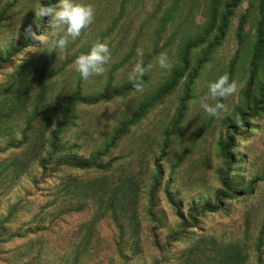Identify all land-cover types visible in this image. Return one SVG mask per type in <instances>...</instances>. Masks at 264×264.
Here are the masks:
<instances>
[{
  "label": "trees",
  "instance_id": "trees-1",
  "mask_svg": "<svg viewBox=\"0 0 264 264\" xmlns=\"http://www.w3.org/2000/svg\"><path fill=\"white\" fill-rule=\"evenodd\" d=\"M252 1L258 10V18L252 35L250 57L243 72L245 84L237 108L239 115L232 122L234 126L230 125L233 130L241 120L255 122L264 113V0ZM240 2L204 0V8L200 10L195 0H169V4L157 16V25L150 38L151 48H157L163 37L171 48L172 67L165 81L156 88V93L153 92L149 99L142 101L129 119L127 110L123 118H113L118 124L114 136L108 145L103 143L91 156L80 155L78 146L62 140V136L82 118L78 110L80 105L126 99L135 93L132 82L125 77L128 72L126 65L131 61L129 56L134 49L123 55L120 63L106 66V76L100 81V91L85 93L83 89L88 90V87L79 79L75 91L61 98L56 106L54 100L63 93L56 92L57 82L53 78L56 73H48L47 65L44 64L39 72V66L36 65L38 60L24 59L9 74L0 85V139L17 134L20 139L0 149V153L12 149L7 156L0 158V264H103L104 259L97 257L101 244L95 238L94 231L96 224L106 215L112 216L118 231L119 248L109 258L110 264H134V260L143 252L144 234L150 231L155 239L150 244L161 251L153 264H166V248L171 249L178 241L186 240V233L193 228L202 229L199 222L208 213L223 210L225 202L232 198H243L247 202L245 206L249 205L250 198L255 197L256 179L240 184L238 178L222 171L220 186L213 199L193 204L187 211L182 210L175 193L170 190V182L163 184L162 180L164 173L160 164L168 148L167 139L161 146V157L155 161L156 167L148 191L143 188L140 171L132 159L124 161L121 157H109V151L116 146V141L141 119L144 111L166 97L182 81L185 83V98L190 96L195 83L205 73L212 55L225 39ZM182 3L186 4L187 10L179 14ZM124 6L120 2L112 10V15ZM7 9L5 7L0 11V24L11 20L5 15ZM198 15L204 19L202 24L195 23ZM48 19L37 20L36 17V28L46 26ZM110 22L116 25L117 17H112ZM245 22V18L240 19L236 28L239 44L244 42ZM33 31L37 32L36 29ZM30 39L29 35L24 36L20 41L11 43L6 51H0V64L15 59L31 45ZM238 63L237 55L229 61L227 75L230 81L235 77ZM58 67L60 72L63 67ZM120 70V78L115 80ZM142 79L145 83L149 77L145 74ZM230 142L231 135H228L226 146ZM63 170L66 173L59 178ZM32 172L35 175L32 177L31 189L20 195L16 202L7 203L6 197L24 180L27 181V175ZM95 172V175L89 176ZM49 176L59 178V182L41 202H35L33 199L37 196L38 186ZM162 185L167 202L178 212L177 230L168 236L165 247L160 244L156 224V195ZM87 198L94 202L95 207L89 221L83 223V236L75 243L68 242L61 251L64 240L56 237V226L64 215L69 216L75 202L81 201L76 210H83L86 203L82 201ZM257 236L251 255L250 246H245L242 239L225 242L213 234L202 233L180 250L177 260L179 264H264L262 253H259V248L264 245L263 230Z\"/></svg>",
  "mask_w": 264,
  "mask_h": 264
},
{
  "label": "rangeland",
  "instance_id": "rangeland-1",
  "mask_svg": "<svg viewBox=\"0 0 264 264\" xmlns=\"http://www.w3.org/2000/svg\"><path fill=\"white\" fill-rule=\"evenodd\" d=\"M14 1L17 2L14 3ZM82 2L90 3L94 7V21L79 38L69 44L60 58L56 52L48 53L40 49L43 44L38 40H46L51 31L49 19L46 26L36 28V16L32 17L35 14L33 7L40 3L55 5L57 0H0V11L8 7L5 15L11 19L7 23L0 24V51H6L11 43L18 42L27 36L29 27L32 32L36 29L37 32L32 35L38 39L29 36L32 42L30 46L23 49L12 61L0 64V85L6 81L5 79L12 71L22 64L24 59L38 60L36 65L39 66V72L45 64L48 73H56L53 77L57 82L56 92L63 93L54 100L56 106L61 98L75 91L79 79L88 87V90L83 89L85 93L94 94L97 90H101L100 81L105 78V74L97 78L82 80L73 69L76 57L87 52L93 43L101 41L108 44L111 53L108 65L112 66L120 63L123 55L128 54V51L133 48L129 56L131 61H128L126 65L128 67L126 78L134 64L141 60L145 65L149 63L154 65L153 69L146 73L149 79L144 83L143 94L135 92L126 99L117 98L100 101L93 105H80L78 110L82 118L77 125L71 127L62 136V140H68L69 144L78 146L77 150L80 155L91 156L92 152L101 147L103 143L105 146L108 145L110 138L114 136L118 124L113 118H123L127 110L126 116L129 119L140 107L142 101L149 99L153 92L156 93V88L164 83V78L170 69H160L156 65V58L162 52H167L170 56L171 48L165 43V37L160 40L157 48H151L150 38L157 25V16L169 4V0H163L162 4L161 0H82ZM120 2L125 4L124 8L112 15V10ZM195 5L202 10L204 0H195ZM180 7L179 14L186 13V4L182 3ZM112 17H117L116 25L110 22ZM243 18L246 20L244 42L239 44L236 28L240 19ZM257 18L258 10L255 3L252 0H241L234 11L225 39L212 55L205 73L195 83L190 96L185 98V83L182 81L166 97L156 101L150 109H146L141 119H138L130 130L116 141V146L109 151L110 158L121 157L124 161L131 159L134 161L137 170L140 171L144 183L143 188L148 191L151 186V175L156 167L155 161L161 157V146L167 139L168 148L160 164L164 173L162 180L163 184L170 182V190L175 193V199L184 211H187L193 204L197 205V203L214 198L220 186L222 171H227L229 175L238 178L240 184L256 179L255 197L250 198L251 202L248 206H245L247 202H244L243 198H232L225 202L223 210L208 213L199 222L202 229L193 228L186 233V240L178 241L171 249L166 248L165 252L168 253L166 264H179L177 259L180 250L202 233L213 234L225 242L242 239L245 246H250L251 255H253L252 245L258 239L257 235L261 230L264 235V113L260 114L255 122L241 120L236 129L231 128L234 126L233 120L239 115L237 108L241 103L240 96L245 84L243 72L250 57L252 35ZM203 21L200 15L196 16V24H202ZM138 47L145 50L142 58L136 55ZM235 55L239 63L233 80L239 84L238 92L223 100L219 98L213 100L208 97L206 102L210 105L214 106L219 102L226 106V110L221 111L218 117L211 116L203 110L201 101L207 95L208 84L227 75L229 61ZM61 65L63 69L59 72L58 66ZM121 73V70L117 72L115 80L120 78ZM228 135H231V142L229 146H226ZM19 139V134L0 139V149ZM10 150L12 151V149L8 151ZM8 151L0 153V158L7 156ZM33 172L27 175V181L24 180L6 197L7 203L16 202L20 195L31 189L32 177L35 175ZM65 173L66 170L61 171L59 178ZM95 174L96 172L89 176ZM59 178L46 177L38 186L37 196L33 200L41 202L59 182ZM80 202L72 204L69 216L64 215L56 226L58 233L56 237L64 240L61 244V251L66 248L68 242L75 243L83 236V223L89 221L88 219L94 212L95 204L88 198L82 201L86 203L85 208L76 210ZM156 202L157 233L160 244L165 247L164 243L168 236L177 230L178 212L167 202L164 185L156 195ZM117 232L111 215L103 216L96 224L94 236L101 244L97 257L104 259L103 264H110L109 258L116 254L119 248ZM150 232L144 234L143 252L139 258L134 260V264H153L154 259L161 253L155 245L150 244V241L155 240ZM259 249V253H262L261 259H264V245Z\"/></svg>",
  "mask_w": 264,
  "mask_h": 264
},
{
  "label": "clouds",
  "instance_id": "clouds-1",
  "mask_svg": "<svg viewBox=\"0 0 264 264\" xmlns=\"http://www.w3.org/2000/svg\"><path fill=\"white\" fill-rule=\"evenodd\" d=\"M37 20L49 18V32L46 40H38L32 34L31 27L28 29V35L41 41L42 51L48 53L56 52L61 58L62 54L68 48L69 44L79 38L82 32L90 26L95 18V9L90 3H84L82 0H57L55 5H43L42 3L32 8ZM136 55L143 57L145 50L142 47L136 49ZM110 49L106 42L96 41L87 52L79 54L73 64V69L79 74L82 80H88L91 77L103 76L106 72V66L110 60ZM156 65L162 70H169L172 62L167 52H162L156 58ZM154 65L149 63L145 65L139 61L132 67L128 74V79L132 82L136 93L143 94L145 91L143 77L153 69ZM239 89V84L235 80L229 79L228 75H223L217 80L208 84L207 95L201 101L203 110L211 116L218 117L221 111L226 110L223 103H216L214 106L207 103L208 97L213 100L227 99L234 96Z\"/></svg>",
  "mask_w": 264,
  "mask_h": 264
}]
</instances>
